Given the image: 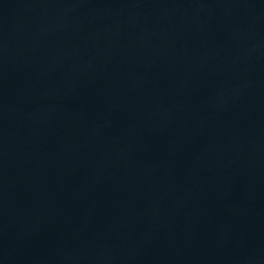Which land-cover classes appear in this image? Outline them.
<instances>
[{
  "label": "water",
  "instance_id": "95a60500",
  "mask_svg": "<svg viewBox=\"0 0 264 264\" xmlns=\"http://www.w3.org/2000/svg\"><path fill=\"white\" fill-rule=\"evenodd\" d=\"M0 264H264V0H0Z\"/></svg>",
  "mask_w": 264,
  "mask_h": 264
}]
</instances>
